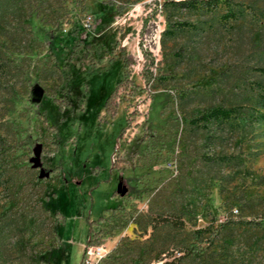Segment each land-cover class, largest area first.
Wrapping results in <instances>:
<instances>
[{
	"label": "rangeland",
	"instance_id": "rangeland-1",
	"mask_svg": "<svg viewBox=\"0 0 264 264\" xmlns=\"http://www.w3.org/2000/svg\"><path fill=\"white\" fill-rule=\"evenodd\" d=\"M172 1L0 0V264H264V0Z\"/></svg>",
	"mask_w": 264,
	"mask_h": 264
},
{
	"label": "trees",
	"instance_id": "trees-1",
	"mask_svg": "<svg viewBox=\"0 0 264 264\" xmlns=\"http://www.w3.org/2000/svg\"><path fill=\"white\" fill-rule=\"evenodd\" d=\"M208 0H174L172 1L173 4L180 6V7H191L194 6L196 3H201V2H206ZM77 44H72L71 45V51L69 53V59L70 57H73L75 55L76 49H77ZM139 50L141 51V54L143 56H146L144 54V49L141 48L140 43H138ZM122 65H126V58L125 56H122L121 58ZM149 63H151V58L149 60ZM53 67L54 69L58 72L60 79H61V91H64L66 89V85L69 79V72L67 71L66 65L65 64H57L56 62H53ZM140 75L143 81H147L148 79H152L153 75L149 71L145 69V66L143 65L142 69L140 70ZM119 84V81L116 82L115 87ZM39 92L38 87L34 86L31 90V98L33 100L37 99V94ZM55 104L57 107H60L62 103L66 104V101L64 99L57 100L54 98ZM254 106L256 108L264 109V88L261 90L259 93H256L255 98H254ZM102 107L105 112H107L109 115H111L114 112L115 108V101H114V91H111L103 100ZM251 112V111H250ZM258 116L262 117L258 111H256ZM251 116V113H249ZM227 116L228 115V108L223 107L222 105H217V106H208L202 109L201 111V116ZM253 117V115H252ZM264 120V118H263ZM54 170V167L50 168L48 171ZM54 193V192H53ZM51 193V194H53ZM84 244L87 245L89 244V241L85 238ZM183 254L186 255H196L198 254L202 249L201 247L197 246L194 244V242H189L183 249ZM174 258V257H173ZM168 263L170 261H161L159 264H164Z\"/></svg>",
	"mask_w": 264,
	"mask_h": 264
},
{
	"label": "built area",
	"instance_id": "built-area-1",
	"mask_svg": "<svg viewBox=\"0 0 264 264\" xmlns=\"http://www.w3.org/2000/svg\"><path fill=\"white\" fill-rule=\"evenodd\" d=\"M103 255L101 247L87 244L82 248V264H94Z\"/></svg>",
	"mask_w": 264,
	"mask_h": 264
},
{
	"label": "water",
	"instance_id": "water-1",
	"mask_svg": "<svg viewBox=\"0 0 264 264\" xmlns=\"http://www.w3.org/2000/svg\"><path fill=\"white\" fill-rule=\"evenodd\" d=\"M115 190L117 191V186H116V189Z\"/></svg>",
	"mask_w": 264,
	"mask_h": 264
}]
</instances>
